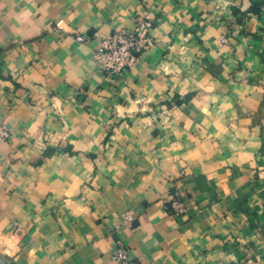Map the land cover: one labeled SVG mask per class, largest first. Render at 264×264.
Returning a JSON list of instances; mask_svg holds the SVG:
<instances>
[{"label":"crops","instance_id":"1","mask_svg":"<svg viewBox=\"0 0 264 264\" xmlns=\"http://www.w3.org/2000/svg\"><path fill=\"white\" fill-rule=\"evenodd\" d=\"M0 126V264H264V1L0 0Z\"/></svg>","mask_w":264,"mask_h":264},{"label":"built area","instance_id":"2","mask_svg":"<svg viewBox=\"0 0 264 264\" xmlns=\"http://www.w3.org/2000/svg\"><path fill=\"white\" fill-rule=\"evenodd\" d=\"M63 20L56 22L57 28H62ZM150 22L140 21L133 29L121 28L104 36L95 50V57L102 68L113 78H122L126 71L138 66L143 54L154 44V37L149 33ZM71 35L80 43L87 42L90 36L82 32H72ZM11 138L10 131L0 126V147ZM171 210L176 214L186 212V203L181 196L173 194ZM133 217L124 216V222L129 224ZM114 259L117 264H138L130 255L129 250L117 242Z\"/></svg>","mask_w":264,"mask_h":264},{"label":"rangeland","instance_id":"3","mask_svg":"<svg viewBox=\"0 0 264 264\" xmlns=\"http://www.w3.org/2000/svg\"><path fill=\"white\" fill-rule=\"evenodd\" d=\"M262 1H264V0H262Z\"/></svg>","mask_w":264,"mask_h":264}]
</instances>
